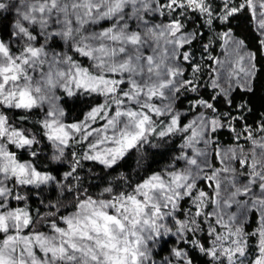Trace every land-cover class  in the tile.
<instances>
[{
    "label": "snow or ice",
    "instance_id": "snow-or-ice-1",
    "mask_svg": "<svg viewBox=\"0 0 264 264\" xmlns=\"http://www.w3.org/2000/svg\"><path fill=\"white\" fill-rule=\"evenodd\" d=\"M5 13L13 19L0 34V264H193V249L205 264H264V119L237 129L251 109L218 113L212 102L223 97L231 108L235 87L253 91L256 53L230 27L219 33L224 60L207 57L215 94L191 100L189 112L176 107L179 94L199 97L200 87L186 45L202 33L185 32L184 21L195 15L211 28L247 15L264 50V0H0ZM72 98L92 106L66 123L60 101ZM37 110L38 134L53 149L39 161L37 134L12 119ZM225 127L235 144L213 149L217 167L209 146ZM145 146L168 148V164L144 168ZM133 150L139 171H119ZM81 161L102 166L89 169L98 183L82 180ZM49 163L68 167L53 175ZM48 186L59 195L32 208L35 190ZM168 237L176 246L155 259Z\"/></svg>",
    "mask_w": 264,
    "mask_h": 264
},
{
    "label": "trees",
    "instance_id": "trees-1",
    "mask_svg": "<svg viewBox=\"0 0 264 264\" xmlns=\"http://www.w3.org/2000/svg\"><path fill=\"white\" fill-rule=\"evenodd\" d=\"M218 3V0H215ZM12 15L5 13L4 17H0V34H2L5 25H10L12 22ZM169 17L164 16L160 17L156 20L157 23L167 22ZM186 27L184 29L185 32L188 33H197L200 32L202 35L196 36L191 45H186V49L191 52L193 56V63H198L201 66V71L197 74L199 76L200 87L198 88L199 97H197L196 93H182L179 94V99L177 100V110L181 112H189L191 107L190 101L196 98L209 99L212 95L215 94L216 90L210 87L212 80L214 79L215 73L211 71V68L215 67L212 61L207 57L209 55L214 56L221 60L224 56V42L219 38V33L226 31L229 27L232 29L233 35L237 38L244 39L245 43L248 45V49L252 52L256 53V67L257 72L252 83L253 91L245 92L242 91L241 88L235 87L231 92V100L232 105L229 108V105L225 102L223 97H217L215 101H212L214 105L218 109L219 112H228L231 111L233 115H239L242 109H238V105H246L248 109L251 111H243L244 120L243 121H234V126L239 129L240 125L243 123H247L255 126V124L259 123L261 119H264V50H261L258 45V41L256 39L258 33L255 31L254 22H249V18L247 15H242L239 18H234L231 24H221L214 23L211 28L207 27L204 23L203 18H198L195 15H192L190 19L184 21ZM10 30V29H9ZM211 41V43H209ZM208 45V50L205 51L204 46ZM185 49H181L183 52ZM185 67V76L188 78H192V70L188 64L183 65ZM96 102H99L102 98L94 97ZM61 106L65 111V116L63 117L66 123L76 122L78 120H82L84 118L85 113L88 108L92 105L84 104L82 102L77 101L75 98L70 99L67 103L63 100L60 101ZM201 111V109H196L195 112H190L191 116H194L197 112ZM210 111V110H209ZM27 120H21V113L14 111L12 112V119L16 120L18 125H22L25 129L31 131L34 134H37V139L41 141L39 146L34 145L33 147H38L39 149H43L41 155L37 157V160H42L44 157L50 156L53 151L52 147L38 134L41 129L39 125L36 123L43 116V112L36 111L35 114L27 113ZM230 119V117L225 118ZM234 133H232L227 127L221 129L219 132L215 134V143L209 146L210 152V160L214 166H219V161L215 158V154L213 149L217 147L219 150H225L229 147L234 146L235 141L233 140ZM179 138H175L172 141L173 145H176V150L173 152V155L178 154L179 152ZM243 142V141H241ZM77 154L80 151L84 150V146L77 145L76 149ZM19 155L27 158L26 150H17ZM169 151L168 148H149L145 146L143 150V167L151 168L154 171H158L161 168L165 167L170 157H166L165 155H161V153H167ZM139 154L135 153L133 150L132 153H129L127 157H125L124 161H121V164L124 167H119V171L128 173L131 171L133 175L136 174L139 169L135 165V157H138ZM47 163V161H45ZM82 168L78 169L81 174V178L83 181L87 182V184H95L98 181H94L92 179V172L89 169H92L97 174H102L101 169L102 166L92 162V161H81ZM67 165H51L46 170H51L52 168H56L57 172H53V175L62 174L63 171L67 170ZM104 171H108L105 169ZM203 183V182H201ZM86 184V186H87ZM207 190V189H206ZM42 195H36L35 192H41ZM89 191H94L93 188L89 187ZM32 197H30L29 204L32 208H40L44 209V205L39 203L40 200L45 199L46 197H51L53 200L56 196L59 195L58 192L54 191L52 186H48L43 188L42 190H35ZM256 227V218L255 215H252L249 219L248 224L246 225L247 230H253ZM198 238H200L203 242L204 234H197ZM167 247L163 248L162 251L158 250L157 254L154 256L155 259L160 260L164 256L169 255V249L175 244V238L169 237L167 238ZM181 247H187L183 243L180 244ZM163 247V246H162ZM193 254V264H205L206 258L202 257L195 249L192 250Z\"/></svg>",
    "mask_w": 264,
    "mask_h": 264
},
{
    "label": "rangeland",
    "instance_id": "rangeland-1",
    "mask_svg": "<svg viewBox=\"0 0 264 264\" xmlns=\"http://www.w3.org/2000/svg\"><path fill=\"white\" fill-rule=\"evenodd\" d=\"M225 53V52H224ZM224 57H225V54H224V56L221 58V61H223L224 60ZM226 150V149H225ZM223 151V150H222ZM169 238V237H168Z\"/></svg>",
    "mask_w": 264,
    "mask_h": 264
}]
</instances>
